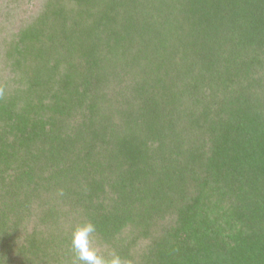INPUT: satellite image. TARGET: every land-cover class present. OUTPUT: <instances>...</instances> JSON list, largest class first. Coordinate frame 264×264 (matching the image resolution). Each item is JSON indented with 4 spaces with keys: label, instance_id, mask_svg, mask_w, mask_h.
<instances>
[{
    "label": "trees",
    "instance_id": "trees-1",
    "mask_svg": "<svg viewBox=\"0 0 264 264\" xmlns=\"http://www.w3.org/2000/svg\"><path fill=\"white\" fill-rule=\"evenodd\" d=\"M0 264H264V0H0Z\"/></svg>",
    "mask_w": 264,
    "mask_h": 264
},
{
    "label": "clouds",
    "instance_id": "clouds-1",
    "mask_svg": "<svg viewBox=\"0 0 264 264\" xmlns=\"http://www.w3.org/2000/svg\"><path fill=\"white\" fill-rule=\"evenodd\" d=\"M5 97L6 89L0 86V100H4ZM96 232V225L92 222L75 227L71 240L73 264H133L132 260L122 258L115 251L109 256L103 255L100 248L95 245Z\"/></svg>",
    "mask_w": 264,
    "mask_h": 264
}]
</instances>
